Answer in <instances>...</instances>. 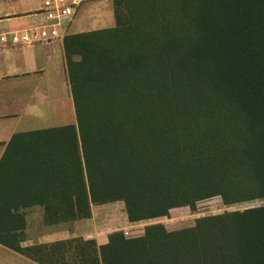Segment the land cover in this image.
Here are the masks:
<instances>
[{
    "label": "trees",
    "instance_id": "16d2710c",
    "mask_svg": "<svg viewBox=\"0 0 264 264\" xmlns=\"http://www.w3.org/2000/svg\"><path fill=\"white\" fill-rule=\"evenodd\" d=\"M122 4L114 26L63 37L75 123L6 154L0 243L39 264H264V205L21 245L33 206L55 225L111 201L134 222L264 199V0Z\"/></svg>",
    "mask_w": 264,
    "mask_h": 264
},
{
    "label": "crops",
    "instance_id": "0c3cea01",
    "mask_svg": "<svg viewBox=\"0 0 264 264\" xmlns=\"http://www.w3.org/2000/svg\"><path fill=\"white\" fill-rule=\"evenodd\" d=\"M74 1V13L63 20L60 38L22 46L0 41V185L6 183L8 162L3 161L9 151L38 153L42 130L75 123L63 37L114 26L115 11L125 0ZM41 4L42 0H0V33L43 23ZM95 232L98 244L106 243L111 233ZM0 264L39 263L0 243Z\"/></svg>",
    "mask_w": 264,
    "mask_h": 264
},
{
    "label": "rangeland",
    "instance_id": "374dc122",
    "mask_svg": "<svg viewBox=\"0 0 264 264\" xmlns=\"http://www.w3.org/2000/svg\"><path fill=\"white\" fill-rule=\"evenodd\" d=\"M256 205H264V199H253L224 204L219 195H214L197 201L194 208H189L188 206L176 207L170 209L168 215L131 222L125 217L123 202L111 201L91 204L90 218L78 219L55 225L44 223L42 209L39 206H33L35 210H32L33 207H31L25 212V239L21 244L30 245L34 243L50 242L49 240L53 241V239L65 235L67 236L66 238L76 236L94 238L98 244L100 238L96 239L97 234L95 231H122L125 236H136L142 234L145 226L152 223H162L168 230L178 229L193 225L195 219L198 217L219 214L231 210H242ZM93 224L95 226H93ZM97 227H100V229H97Z\"/></svg>",
    "mask_w": 264,
    "mask_h": 264
},
{
    "label": "built area",
    "instance_id": "2783aa9c",
    "mask_svg": "<svg viewBox=\"0 0 264 264\" xmlns=\"http://www.w3.org/2000/svg\"><path fill=\"white\" fill-rule=\"evenodd\" d=\"M75 3L74 0H42L43 23L19 31L2 32L0 41L22 46L60 38L63 34V20L73 15Z\"/></svg>",
    "mask_w": 264,
    "mask_h": 264
}]
</instances>
